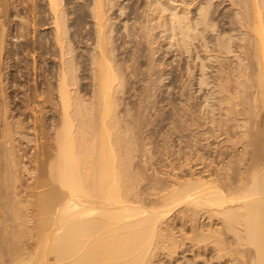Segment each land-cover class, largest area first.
<instances>
[{
  "label": "bare ground",
  "instance_id": "6f19581e",
  "mask_svg": "<svg viewBox=\"0 0 264 264\" xmlns=\"http://www.w3.org/2000/svg\"><path fill=\"white\" fill-rule=\"evenodd\" d=\"M110 1L0 0V264H264V0Z\"/></svg>",
  "mask_w": 264,
  "mask_h": 264
},
{
  "label": "rangeland",
  "instance_id": "374dc122",
  "mask_svg": "<svg viewBox=\"0 0 264 264\" xmlns=\"http://www.w3.org/2000/svg\"><path fill=\"white\" fill-rule=\"evenodd\" d=\"M112 1L115 2V5L112 7L110 13H113L112 16L115 17V19H114L115 24H118L119 19H125L126 15H127V12H128V9H129V6L131 4H132L133 7H135L139 3H141V5L144 4V1H147V0H111L110 3H112ZM179 1L181 2V0H179ZM179 1H178V3H176V2L175 3L177 5H179V3H180ZM182 2L187 3L186 6L189 7L192 10V13L193 12H196L197 13V10H195V9L193 10L194 5L197 4L196 0H182ZM16 3H18V1ZM170 3H172V2H170ZM121 6H124V8L122 10H120V7ZM210 10L212 11V19H213L212 23L215 24V27H213V29H215V30L214 31H210L209 36H208L209 41L206 42V40L205 41L199 40V43H202V45L203 44L206 45V47H210L209 49L211 50L213 47H215L214 45L217 42L216 41L217 40V35L220 32V30L221 29H224V28L228 29V25L229 24L226 23V21H227V19H229L232 16L231 15L232 11H230V4H229L228 0H212L211 1V6H210ZM213 10H214V12H213ZM12 20L15 23L21 22V20H19L16 17H12ZM224 20H225V22H224ZM121 24H122V21H120V23L118 24V26L121 25ZM157 32H158V30L155 31V33H157ZM173 33H174V30L171 27V25H169V30L166 32V34L169 35V38H167L166 40L172 41L173 40V38H172V34ZM160 36H162V33H158L156 35L157 38H160ZM161 39H162V37H161ZM234 41L235 40H233V42L232 41L231 42L234 43ZM9 42L12 43V45H11V48L12 49L19 50V42H20L19 39L12 38V39H10ZM235 43H237V42H235ZM172 47H170V48H172ZM193 51H195V48H193ZM20 55L21 54H19V56ZM168 55L169 54H167L166 56H168ZM23 56H24V54H23ZM24 58H26V56H24ZM174 58L175 57H171L170 59L167 60L168 62H171V63H170V65H168L166 67V69H169L172 73L168 75V79H166V81H168V80H170L171 78H174V77L175 78H180V73L184 70V67H185V66H183V63H189L190 64V66H189L190 67V70L189 69L188 70L185 69V72H184V75H183V79H185V82H189V84H190L189 85V89H186V91H185V95L193 98V100L196 102V104L193 107V109L196 110V108L198 107L197 106V102H199L203 98V94H202L203 93V89H198V85L196 83V79L195 78H189L188 77V74H190L191 72H195L196 71V69L193 68L192 63L195 62V61H198V59H196V57L193 56L191 53L184 54L182 56H177L175 58V60H173ZM192 58H193V60H192ZM16 61H18L16 55L13 57V59H8V58L5 59V56L3 57L2 69L3 68L4 69L2 70V72L4 73V76H6V78H5L6 80L8 79V76L14 74V70H13L14 67L13 66H10V64H12V63H14ZM213 65H216V64L213 63ZM180 67H181V69H179ZM215 70H216V67H214V66L213 67L212 66H208L206 68V72L208 71L207 73L209 75L211 74L213 76H214ZM20 73H21V71H17L16 77L18 78V81H21V83L24 84L25 81H26V77L24 75H21ZM37 80H38V77H37ZM30 84H31V81L28 82V85H30ZM179 85H180V82L179 81L178 82L177 81H175V82H172L171 81V84L168 85V87H167V93H165L164 96H163L164 97L163 98V104L168 99H173L175 102L180 101V97H179L180 88H179ZM14 88H15L14 86L9 87L7 91L9 92V91L13 90ZM20 89L21 88H19V90L15 91V93L18 92L19 94L18 93L16 94L18 96L15 97L14 101H17L18 97L20 98L21 91H22V90L20 91ZM159 105H160V102H158V104H157V107H156L157 109L159 108ZM166 107L169 108V106L167 104L165 105V108ZM195 113H196V111H195ZM28 115H29V113L27 114V116ZM149 115H152V116L155 115L154 112H153V110L150 112ZM24 123H28V119L27 120H24ZM223 137H224V135H220L219 137H217L215 139L209 138L208 140L211 143L210 144V147L215 146L216 143L218 141H220ZM175 139H174V141H175ZM181 139L183 140V139H185V137H183ZM23 141H25V139ZM202 143H203V141H202ZM28 144L30 145L31 143H28ZM174 144L177 145L176 148L179 147V145H178V143L176 141L174 142ZM182 145H183V143H181V146ZM218 145L219 144H217V146ZM182 150L183 151H186L187 149L186 150L185 149H182ZM212 151L210 152V157H213L215 155L214 153H212ZM214 158H215L214 159V163H216V161H218V157H214ZM222 158H223V156H222ZM192 163H195V162L192 161ZM216 164H214V165H216ZM158 165L159 164L157 163L156 164V167ZM175 224H178V220L175 221ZM188 253L185 252L184 255L186 254V256L188 255L187 256L188 258H191V254L189 253L190 254L189 255ZM177 262H176L177 264H183V260L182 259H180ZM192 262L195 263L193 260H190V264H193ZM173 263L176 264L175 262H173ZM165 264H169V263H165Z\"/></svg>",
  "mask_w": 264,
  "mask_h": 264
}]
</instances>
